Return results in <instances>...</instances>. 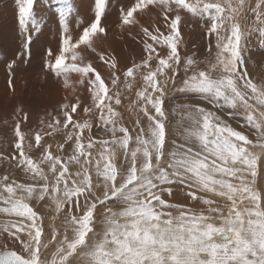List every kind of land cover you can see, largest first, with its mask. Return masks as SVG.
Listing matches in <instances>:
<instances>
[{"label": "snow or ice", "instance_id": "obj_1", "mask_svg": "<svg viewBox=\"0 0 264 264\" xmlns=\"http://www.w3.org/2000/svg\"><path fill=\"white\" fill-rule=\"evenodd\" d=\"M36 6L15 0L18 48L0 52L8 87L51 36L44 70L66 95L27 131V112L12 117L0 264H264V80L246 64L264 52V0H111L117 39L142 46L123 68L97 46L110 0ZM185 18L205 28L204 59L181 55ZM173 96L199 103L176 104L170 129ZM177 190L187 203L172 201Z\"/></svg>", "mask_w": 264, "mask_h": 264}, {"label": "rangeland", "instance_id": "obj_2", "mask_svg": "<svg viewBox=\"0 0 264 264\" xmlns=\"http://www.w3.org/2000/svg\"><path fill=\"white\" fill-rule=\"evenodd\" d=\"M91 0H88V2ZM117 5L120 3V0H116ZM40 0H37V6L35 8V12L37 16L40 15L41 8L39 7ZM123 5L127 7V3L123 2ZM111 9H114L111 7V0H110V10L105 17L106 19L112 18L111 16ZM116 9V8H115ZM117 10V9H116ZM15 14H16V8H15V0H0V33L4 37L10 36L12 34L16 35V19H15ZM90 17V10L88 14L86 15L85 19L89 20ZM107 20H104V24L106 25ZM118 22V19L110 20L111 25L108 27V31L113 33L112 30H114L115 24ZM186 27H182V35H183V40L184 44L181 47V55L186 56V55H191L193 52L197 54V58L199 59H204L207 55L206 49L208 45V37L205 35V28L198 22H195V24H190V26L185 23ZM74 26V23L73 25ZM13 28V29H12ZM112 29V30H111ZM131 39V38H129ZM132 40V39H131ZM213 44H214V38H213ZM3 45V39L0 37V52L2 53H7L8 55H11L10 51L7 49L6 45L4 46V51L2 49ZM126 40L123 42V44H118L116 45V51L119 55H122V51L127 50L126 48ZM45 46L47 43H45ZM40 45V41L33 43L32 48H31V59L28 61L27 66L24 67L21 65L15 70V74L13 77V85H14V90L11 93L12 95H18L19 98H21L24 101H29V105H31V101L35 99L38 95H40L43 91H46V88L48 86L47 83L52 84L53 86L55 85L54 81L56 79L48 73L46 70H44V61H43V53L40 56L34 57L35 50H39L45 47ZM136 46H141L140 44L136 43ZM55 47H52L54 49ZM14 53V52H13ZM3 57L0 56V60H2ZM140 57L134 59L138 61ZM131 63V62H130ZM128 63V65H130ZM246 64H247V70L250 74V76L256 81L259 82L261 80H264V52H259V51H253L251 52L250 56L246 58ZM203 67V65H201ZM4 74V75H2ZM8 71L3 63H0V90H9L8 87V79L9 75L7 76ZM58 83V82H57ZM24 89V91L20 92L21 89ZM58 93V94H56ZM9 94V96L11 95ZM58 96L61 95V91H56L52 92V95ZM82 99L85 104L88 103V94L86 91L82 93ZM84 97V98H83ZM181 103H199L197 100H189L185 97H180V96H173L171 97L167 102H166V108L169 111V127L170 129H175L176 123L179 119L178 116H172L171 115V109L175 107L176 104H181ZM36 105L41 108V110L36 109ZM50 106L47 107L51 108L50 111H54L59 104H56L55 102L52 104H49ZM206 106V105H205ZM42 107L43 105L40 104L38 101L35 104L33 112L30 114L28 122L32 124L33 126L37 124L38 117L41 116L35 112L38 113H43L42 112ZM22 109V108H21ZM82 111V109H81ZM5 113V114H4ZM15 113V108L7 111V112H0V150H8V144L12 139V130H11V118L13 117ZM129 115L125 113V119L126 121L129 119ZM5 121H8V125H5ZM30 124H26L23 129L24 131H27L29 128L27 126H30ZM32 126V127H33ZM235 126V125H234ZM31 128V127H30ZM177 131H173V136L171 138H176L177 141L179 142V136L177 135ZM7 162H0V175L4 173V171L7 169ZM19 179V177H17ZM166 199L168 197H165ZM173 202H179V203H187L188 201L184 198L183 194L179 192L178 190L174 193L173 197L171 198ZM197 209L200 208V205L196 204L194 205ZM49 219L46 217L45 218V227L47 229V226L49 224ZM57 224L59 221L56 222Z\"/></svg>", "mask_w": 264, "mask_h": 264}, {"label": "bare ground", "instance_id": "obj_3", "mask_svg": "<svg viewBox=\"0 0 264 264\" xmlns=\"http://www.w3.org/2000/svg\"><path fill=\"white\" fill-rule=\"evenodd\" d=\"M123 2H126L127 5L129 6L133 0H120V3H118L117 6H119L120 4H123ZM89 4H91V1L88 2ZM111 16H113L112 18H108V19H104L107 20L106 25H111L110 20H116L118 19L119 13L118 11L114 8L111 9ZM157 14L156 11L154 10L153 13L148 14L147 16H143L141 17V22L145 25H149L152 21V16ZM91 19V12H90V17L89 20ZM118 23V22H117ZM185 23H187L188 26H190V24H195L194 21H192L191 19H187L185 18L184 23L182 24V27H186ZM74 27V26H73ZM13 29V28H12ZM2 30V29H0ZM112 30V29H111ZM133 31H135V29H133ZM16 32V31H15ZM113 33L109 32L108 38L107 40H101L98 42V48L102 49V50H108V51H114V54L117 56L121 67H125L126 65H128V63L132 62L134 59L138 58L141 56V47L142 46H136L135 41L129 39L127 36H125L124 39H117V37L119 36V29L115 28L114 30H112ZM0 37L3 39V45L7 47V49L10 51L11 54H13V52H15L18 48V43H17V36L15 34H12L10 36H6L4 37L2 35V33H0ZM58 39V38H57ZM57 39H54L51 36L45 37L40 41V45L45 46V43H47V45L51 46V47H55L53 49V51L56 50V46H57ZM126 40V48L127 50L122 51V55H119L116 51V45L118 44H123V42ZM36 44V42H35ZM2 45V49L4 48V46ZM4 51V49H3ZM43 53L42 49L39 50H35L34 53V57L36 56H40ZM32 54V53H31ZM102 73L106 76L107 72L104 69H101ZM4 75V74H2ZM7 76L9 74H6ZM9 77V76H8ZM55 85L53 86V83H47L48 86L46 88V91H43L40 95H38L37 97H35V99H33L31 101V105H29V101H24L21 98L18 97V95H12L11 93L13 92L12 90H0V112H7L10 111L12 109L15 108V110L17 108H22L23 111L27 112L30 114L33 112V110L35 111L37 110H41V108H39L36 105V109H34L36 102L38 101L40 104L43 105L42 107V112L43 113H38L35 112L39 115H44L46 112L50 111L51 108L47 107L50 106L49 104H53L54 102L56 104H60L61 102H63L64 96L66 95L65 90L60 86L59 83L55 82ZM21 89V88H20ZM61 91V95L58 96H54V94L52 95V92H56V91ZM24 91V89H21L20 92ZM9 94H11L9 96ZM58 94V93H56ZM83 95V94H82ZM84 98V97H83ZM5 114V113H4ZM1 115V114H0ZM1 118V116H0ZM12 119V118H11ZM13 123V121L11 120L10 124ZM28 124H30V122H27ZM33 124V123H32ZM30 124V126H27V128L32 127L33 125ZM26 124L22 125V127H24Z\"/></svg>", "mask_w": 264, "mask_h": 264}]
</instances>
